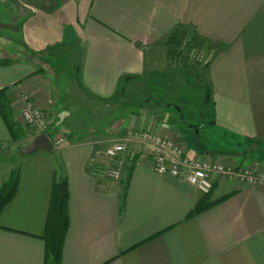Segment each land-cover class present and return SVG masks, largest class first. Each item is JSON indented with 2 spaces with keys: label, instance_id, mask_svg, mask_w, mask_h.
Masks as SVG:
<instances>
[{
  "label": "crops",
  "instance_id": "0c3cea01",
  "mask_svg": "<svg viewBox=\"0 0 264 264\" xmlns=\"http://www.w3.org/2000/svg\"><path fill=\"white\" fill-rule=\"evenodd\" d=\"M178 28L216 50L204 75L191 74L206 92L199 115L165 114L186 128L161 119L162 108L175 107L168 94L129 92L148 91L155 78L177 86L169 38ZM0 30V60H7L0 92L16 128L28 94L49 114L51 140L59 131L67 136L52 152H20L18 190L0 213V264H47L43 234L62 178L69 228L61 264H264L263 186L217 174L203 194L158 174L142 153L119 180L92 165L128 125L160 123L178 131L190 153L264 171V0H0ZM125 102L138 104L112 115ZM82 108L108 119L90 124ZM36 135L27 130V143ZM11 142L0 109V149ZM11 170L0 163V189ZM204 201L211 205L193 213Z\"/></svg>",
  "mask_w": 264,
  "mask_h": 264
},
{
  "label": "built area",
  "instance_id": "2783aa9c",
  "mask_svg": "<svg viewBox=\"0 0 264 264\" xmlns=\"http://www.w3.org/2000/svg\"><path fill=\"white\" fill-rule=\"evenodd\" d=\"M20 109L24 123L30 126L35 134L48 132L51 123L49 114L28 94L22 95ZM52 141L54 147H59L67 141V136L59 132ZM138 145L141 150L145 149V155L152 159L154 170L158 174L181 178L203 194L210 193L214 176L217 174L225 175L229 179H238L248 185L264 187V171L254 166L226 165L208 154L190 153L182 135L178 131L166 129L160 123L140 130L129 128L121 137L114 139L101 159L94 160L92 165L95 169H104L111 178L119 180L125 167L124 162L137 153L133 149Z\"/></svg>",
  "mask_w": 264,
  "mask_h": 264
},
{
  "label": "rangeland",
  "instance_id": "374dc122",
  "mask_svg": "<svg viewBox=\"0 0 264 264\" xmlns=\"http://www.w3.org/2000/svg\"><path fill=\"white\" fill-rule=\"evenodd\" d=\"M2 28V27H1ZM11 29V28H9ZM8 28H6L5 26H3V28L1 30L3 31H8ZM0 30V33L2 32ZM11 31V30H10ZM4 32V33H6ZM191 42L189 35L187 37H185L183 39L182 44L179 46V49H181V51L183 53H181V56H176V60L173 61V65L175 66V71L177 73V75L175 74V81L177 86L173 85L171 87H169V81L168 80H164L162 78H155V79H149V86L151 89H146V84L145 83H138L136 86L138 87V89L141 87L145 88L144 90H148V91H144L141 92L140 90L135 89V86H133V90L130 89L129 92H133L135 94H137L138 96L141 95L140 93H143V95L145 96L144 98L147 99H157L160 98L161 96H169V99H171L173 101V104L175 105L174 108H165L163 110V108L161 109L162 112H158L161 119L164 120L169 126L172 127H181V128H186L187 125L184 121H180V119H178L177 121L171 120L166 118L165 114H174V111H176L178 109V105L180 106L181 112L180 114H178V116L185 118L186 120H193L191 119V117H195L198 116L199 113L196 112L197 110V104H199V101L203 99V97L205 96L206 92L204 87H200L197 86V84L195 83L196 80L191 74H198L201 75L203 73V75L206 73L208 64L210 62V60L212 59V57L214 56V53L216 50L205 46V44L203 43H192V48H188L186 47V44ZM182 71L184 70L185 72H188V74H186L185 76L181 75L184 80L180 76V72L178 71ZM197 76V77H198ZM149 77V76H147ZM173 77V76H172ZM171 77V78H172ZM199 78V77H198ZM185 81V82H184ZM187 81V82H186ZM168 82V83H167ZM131 100V99H130ZM133 100V99H132ZM166 100V99H163ZM170 100V101H171ZM167 101V100H166ZM171 101V102H172ZM128 103V102H127ZM124 104L125 108L121 106V108L119 107H115L113 109H111V113L112 115H114V112L116 111H120L121 109H123V111L127 110V109H132L134 107H136V105L138 103L134 104V107L131 104H126L125 103H121ZM129 105V106H126ZM81 109V107H80ZM21 110V109H20ZM174 110V111H173ZM82 111L85 113H87L86 121H88V119L90 121H88L90 124H94L96 123V125H100L103 123V119L106 120L108 119L107 115L104 117L102 115H98L100 113H97L96 115H93L92 117L88 116L89 113V109L87 108H82ZM99 111V109H98ZM92 112L90 111L89 115H91ZM154 116V115H153ZM152 118H156V117H152ZM52 121L50 123V126L48 128V131L52 128ZM129 128L131 129H138L137 125H134V123L130 124L127 126V131L129 130ZM27 130L30 132L32 130V128L30 126H28L27 124L24 123V121H22V126L20 125L19 129H18V137L16 139H13V142L9 143L8 145H3L2 148L0 149V163L3 167H6L8 170H16V166L19 160V156H22L20 154L21 149L25 146V143H27V138L26 137V132ZM33 131V130H32ZM126 131V132H127ZM61 132V131H59ZM56 132L53 137H55L57 135ZM24 135V138H19V136ZM29 143V142H28ZM134 151H136L137 153H135V155L131 158H128L124 163L125 165L129 162H131L133 159H135V157L137 156L138 153H142L143 155H145V149L141 150L140 146H134ZM103 154V152L101 153ZM250 161V159L247 158V160H245V162ZM125 168V167H124ZM11 170V171H12ZM124 170V169H123ZM10 173V172H9ZM12 173V172H11ZM11 175V174H10ZM10 177V176H9ZM9 180V178H8Z\"/></svg>",
  "mask_w": 264,
  "mask_h": 264
},
{
  "label": "trees",
  "instance_id": "16d2710c",
  "mask_svg": "<svg viewBox=\"0 0 264 264\" xmlns=\"http://www.w3.org/2000/svg\"><path fill=\"white\" fill-rule=\"evenodd\" d=\"M189 35L191 42L199 44L197 41V37L195 35H191L189 33L182 32V29L178 28L173 34L170 35L169 38V46L176 50L178 56L183 53L179 46L182 44L183 39ZM191 42L186 44L187 49L195 47L192 46ZM193 43V44H194ZM0 63H7L6 59L0 60ZM168 102H166L167 104ZM180 108V106H177ZM0 109L5 117V119L9 122L10 129L13 134V139L18 137V129L16 128V123L12 121L10 117V107L7 102L4 93L0 92ZM19 185V168L15 171H12L9 180L3 184L0 189V213L4 209V207L14 198L17 193ZM127 184H125V188ZM125 194H123V198ZM68 204H69V190L68 183L66 178L55 180L52 188L51 194V202L48 212V217L45 226V232L43 234V238L46 242V255L49 260L47 264H61L62 261V251L63 244L65 241V237L69 228V212H68ZM211 205V202H200L197 204L193 213L202 211L207 209Z\"/></svg>",
  "mask_w": 264,
  "mask_h": 264
},
{
  "label": "water",
  "instance_id": "95a60500",
  "mask_svg": "<svg viewBox=\"0 0 264 264\" xmlns=\"http://www.w3.org/2000/svg\"><path fill=\"white\" fill-rule=\"evenodd\" d=\"M54 144L47 133L37 134L29 143L22 149V155H29L39 151L52 152Z\"/></svg>",
  "mask_w": 264,
  "mask_h": 264
}]
</instances>
